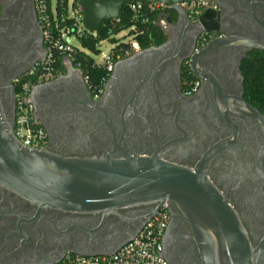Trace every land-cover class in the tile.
Segmentation results:
<instances>
[{
  "label": "flooded vegetation",
  "instance_id": "1",
  "mask_svg": "<svg viewBox=\"0 0 264 264\" xmlns=\"http://www.w3.org/2000/svg\"><path fill=\"white\" fill-rule=\"evenodd\" d=\"M218 22L203 26L180 6L159 26L165 40L122 57L98 85L80 68L43 82L34 116L46 149L66 156L156 155L204 171L238 216L251 246L264 243V108L247 98L239 70L251 49L234 37L264 44V0H211ZM204 9L203 11H205ZM200 16V15H199ZM215 27V28H212ZM216 47L203 51L212 40ZM35 0H0V95L15 108L13 79L47 57ZM70 69V70H69ZM69 70V71H68ZM192 80L197 88L189 91ZM163 254L169 264H201L190 225L173 201ZM145 205L102 213L39 207L0 186V264H46L66 252L111 250L138 227Z\"/></svg>",
  "mask_w": 264,
  "mask_h": 264
},
{
  "label": "water",
  "instance_id": "2",
  "mask_svg": "<svg viewBox=\"0 0 264 264\" xmlns=\"http://www.w3.org/2000/svg\"><path fill=\"white\" fill-rule=\"evenodd\" d=\"M131 1L162 3L179 13L183 0H81L84 28L90 33L97 32L102 21L115 19L120 7ZM253 19L264 30V21L255 14ZM166 20L170 22L169 18ZM199 22L203 26L215 25L217 12L206 9L200 14ZM234 38L251 49L264 51V44L252 36ZM218 42V39L212 40L203 51L216 47ZM122 47L128 48V45L122 44ZM41 86L42 83L31 88L33 107L34 94ZM198 167L192 170L156 155L80 157L24 146L13 134L12 120L0 95V186L3 189L39 207L102 213L103 218L121 208L148 207L134 232L111 250L72 253H112L135 235L159 205L173 201L190 225L201 264H264V243L259 249L251 246L231 205ZM63 254L46 264L57 262Z\"/></svg>",
  "mask_w": 264,
  "mask_h": 264
},
{
  "label": "built area",
  "instance_id": "3",
  "mask_svg": "<svg viewBox=\"0 0 264 264\" xmlns=\"http://www.w3.org/2000/svg\"><path fill=\"white\" fill-rule=\"evenodd\" d=\"M35 2L37 14L43 26V36L48 44L47 57L44 62L33 64L13 79V86L17 90L14 92L15 108L11 120L13 134L21 144L31 148H45L47 136L43 127L35 120L34 107L30 102L31 88L64 73V62H71L75 47L81 49L79 45L72 44L69 38L74 37L77 40L79 36L88 31L82 23L83 8L82 2L80 3L79 0H66L64 4L63 0L59 2L55 0L54 3L51 0H35ZM143 3L131 1L126 4L134 11L169 9L162 3H145V6ZM179 5L184 7L189 17L194 20H197L204 9L215 8V4L211 0H183ZM166 16V12L162 11L158 18L152 22L164 27L167 25L168 17L166 18ZM65 21L68 22V25L65 24ZM52 29H55L54 34L51 32ZM122 44H127L128 48H123ZM139 49L140 44L130 35L129 41L115 44L103 57L102 62L91 58L93 66L103 65L107 76L116 62L128 53ZM83 52L89 56L85 50ZM55 53L63 57V72L51 67L56 59ZM73 66L77 68L78 65L73 64ZM196 88L197 80H192L188 90L193 91ZM168 216L167 203L163 202L142 222L135 235L112 253L66 252L53 264H169L163 254L162 242Z\"/></svg>",
  "mask_w": 264,
  "mask_h": 264
},
{
  "label": "trees",
  "instance_id": "4",
  "mask_svg": "<svg viewBox=\"0 0 264 264\" xmlns=\"http://www.w3.org/2000/svg\"><path fill=\"white\" fill-rule=\"evenodd\" d=\"M65 1L63 0V4ZM79 2L81 3V0ZM143 5L146 4L143 3ZM162 11V9L134 11L129 8L128 4H123L115 19L104 20L97 32L94 34L85 32L77 38L81 49L75 47L71 62L74 65L77 64V68L83 70L90 85L100 84L102 79L106 77L104 66H93L91 57L87 56L83 50L97 54L99 53L98 44L100 41L108 39L110 42L115 43L114 36L122 31H127L129 36L132 35L141 48L161 44L165 40V34L152 21L156 20ZM169 16L170 19H175V15L171 10ZM65 24L68 25V22L65 21ZM51 32L54 34L55 29H52ZM54 57L56 59L51 67L63 72V57L56 53ZM239 70L243 77L245 95L249 101L264 108V51L252 50L247 52L240 61ZM16 90L15 87L14 92Z\"/></svg>",
  "mask_w": 264,
  "mask_h": 264
},
{
  "label": "rangeland",
  "instance_id": "5",
  "mask_svg": "<svg viewBox=\"0 0 264 264\" xmlns=\"http://www.w3.org/2000/svg\"><path fill=\"white\" fill-rule=\"evenodd\" d=\"M52 3H54L55 0H51ZM115 43L110 42L108 39L106 40H102L99 42L98 44V49H99V53L95 54L89 51H86V53L93 58L95 61L97 62H102L103 57L109 52V50L117 43H121V42H127L130 40V36L128 35L127 31H122L118 34H116L115 36ZM70 41L72 42V44L78 46V41L74 38L71 37L69 38Z\"/></svg>",
  "mask_w": 264,
  "mask_h": 264
}]
</instances>
